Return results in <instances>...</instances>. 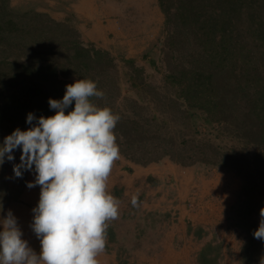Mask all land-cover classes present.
Returning <instances> with one entry per match:
<instances>
[{
  "label": "trees",
  "instance_id": "obj_1",
  "mask_svg": "<svg viewBox=\"0 0 264 264\" xmlns=\"http://www.w3.org/2000/svg\"><path fill=\"white\" fill-rule=\"evenodd\" d=\"M157 3L163 71L153 82L134 60L121 63L86 43L68 21L0 0V138L30 127V112L54 115L49 98L62 99L65 85L92 79L105 93L94 102L120 116L114 132L127 160L224 168L243 181L230 227L245 221L242 259L264 264V241L253 236L264 208V0ZM221 251L209 244L199 264H216Z\"/></svg>",
  "mask_w": 264,
  "mask_h": 264
},
{
  "label": "clouds",
  "instance_id": "obj_2",
  "mask_svg": "<svg viewBox=\"0 0 264 264\" xmlns=\"http://www.w3.org/2000/svg\"><path fill=\"white\" fill-rule=\"evenodd\" d=\"M104 97L94 80L77 79L65 85L62 99L49 98L54 115L30 112L25 121L30 127L16 128L3 138L0 165L14 161L19 149L14 176L35 173L26 186L40 189L30 225L40 251L21 238L17 218L8 210L0 219V264H99L109 221L119 216V200L109 191L108 179L120 158L114 132L120 116L93 100ZM131 205H139L138 193ZM253 236L264 241V208Z\"/></svg>",
  "mask_w": 264,
  "mask_h": 264
},
{
  "label": "rangeland",
  "instance_id": "obj_3",
  "mask_svg": "<svg viewBox=\"0 0 264 264\" xmlns=\"http://www.w3.org/2000/svg\"><path fill=\"white\" fill-rule=\"evenodd\" d=\"M10 2L17 8L35 9L38 12L48 13L58 21H68L78 29L86 43H92L98 48L108 50L121 63L125 60H134L138 66L145 69L149 79L153 82L161 81V75L157 70L163 71L160 49L163 38L164 16L157 0H93L91 7L93 13L96 14V20L101 24L100 27L81 25L76 13L73 11L72 5L74 2H70V4L65 0H10ZM82 29H86V31H82ZM87 37L100 39V43L88 41ZM101 38H104V40H101ZM127 86V83H125L124 90L126 92ZM215 140L218 141V139ZM219 140L221 144L228 145L230 143L227 139L222 141V137ZM2 143L3 138H0V144ZM13 155L15 157L14 161L5 160L3 165H0V204L3 207V211H0V219L8 210L13 213L14 207H28L29 204L24 199L25 195H28L29 198L36 196L32 192H28L26 186L30 176L35 177L34 171H24L22 178L15 177L12 172V165L13 163H19L20 150H15ZM125 160L129 161L120 154V159L114 163L108 179L109 191L119 200V216L117 219L109 221L104 253L111 256L112 262L110 264H146L144 261L146 254L153 252L155 243L162 239L163 233L171 224L172 217L170 213L152 211L145 214L143 212L142 201H144V196L152 194L150 189L156 185V179L151 176L146 177L142 180V188H140L139 182L135 179L138 175L136 171L142 165H139L137 170H130ZM184 168L194 169L197 175L203 177L208 176L212 170L217 169L203 165ZM233 174L239 181L240 192L236 203L226 212L227 230L222 235L226 241L222 240L218 243L217 238L213 237V242L222 246L216 264H249L242 259V247L248 237L245 221L241 223L239 228L230 227L232 210L244 196V183L235 173ZM36 187L39 188V186ZM196 191L197 188L194 187L191 190L193 194H189L187 201L183 203L187 209L195 208V204L190 199L194 200ZM136 193L139 194V205L133 207L131 197ZM201 232V230H196V236H200ZM196 244L199 246V252L196 256L197 264H199V256L204 248L200 247L201 242L196 241ZM224 244L225 247H223ZM190 249L191 255L187 264L190 263L194 255V249ZM196 252L197 249H195ZM209 256L212 258L214 255L210 254Z\"/></svg>",
  "mask_w": 264,
  "mask_h": 264
},
{
  "label": "crops",
  "instance_id": "obj_4",
  "mask_svg": "<svg viewBox=\"0 0 264 264\" xmlns=\"http://www.w3.org/2000/svg\"><path fill=\"white\" fill-rule=\"evenodd\" d=\"M65 1L68 4L74 2L72 5L73 11L76 13L81 25L101 26L99 21L96 20V14L93 13L91 7L93 0ZM83 30L86 31V29ZM87 38L88 41L100 43V39ZM101 40H104V38H101ZM125 163L130 170H137V167H139V165L129 161ZM136 173L138 175L135 181L139 182L140 188H142V180L146 177L151 176L156 179V185L150 189L152 194L144 196V201H142L143 212L145 214L152 211L170 213L172 217L171 224L163 233L162 239L155 243L156 248L170 244L179 253L186 248H192L194 249V255L189 264H197L196 256L199 252V246H197L196 241L201 242L200 247L205 248L209 244L218 245L213 242L214 236L217 238L218 243L224 240L222 235L227 230L226 212L236 203L240 192L239 181L233 173H229L224 168H217L212 170L208 176L203 177L197 175L194 169L184 168L169 159H163L145 167L142 166ZM194 187L197 188L194 200L189 199L193 201L195 208L187 209L183 203L187 201L189 194H193L191 190ZM196 230L202 231L200 236H196ZM223 247H225V244ZM195 249H197L196 253ZM106 256L108 255L105 254ZM174 259L175 262L171 259L173 264H184L179 257ZM223 261L225 262V260Z\"/></svg>",
  "mask_w": 264,
  "mask_h": 264
},
{
  "label": "bare ground",
  "instance_id": "obj_5",
  "mask_svg": "<svg viewBox=\"0 0 264 264\" xmlns=\"http://www.w3.org/2000/svg\"><path fill=\"white\" fill-rule=\"evenodd\" d=\"M33 176H30L29 181H34ZM28 192H32L34 197L29 198L28 195H25L24 199L25 201L28 202L29 206L26 208H21V207H14L13 208V215L17 218L18 226L20 227L23 235L22 239L27 240L29 246L39 253L40 251V241L39 239L35 236L34 232L32 231V228L30 227L32 223V218H33V212L32 209L37 205L38 199H39V192L40 189L37 187H33L31 189L28 188ZM158 243V241L156 242ZM162 247V248H161ZM153 252H148L144 258V261L146 264H173L171 259L175 262L174 258L179 257L180 260L184 263L187 264L188 259L190 258L191 255V249L186 248L182 250L180 253L177 252L176 249L172 248L170 244L168 245H162L153 247ZM104 255V257H103ZM109 258V259H108ZM111 257L106 256L105 253L101 254L98 257L99 264H110L111 263Z\"/></svg>",
  "mask_w": 264,
  "mask_h": 264
}]
</instances>
